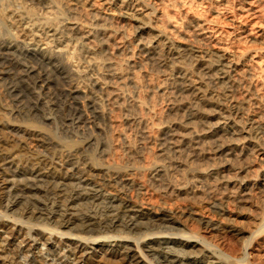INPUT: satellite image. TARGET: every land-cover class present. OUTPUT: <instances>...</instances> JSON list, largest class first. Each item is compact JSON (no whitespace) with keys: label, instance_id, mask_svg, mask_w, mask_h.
<instances>
[{"label":"bare ground","instance_id":"1","mask_svg":"<svg viewBox=\"0 0 264 264\" xmlns=\"http://www.w3.org/2000/svg\"><path fill=\"white\" fill-rule=\"evenodd\" d=\"M84 1L87 7L69 0H3L11 23L35 29L29 39L0 38V77L22 119L42 121L49 120L46 112L59 114L62 130L72 133L98 117L96 98L115 100L114 89L125 77L137 88L136 75H125L112 56L113 46L122 51L129 45L119 35L131 23L137 49L172 71L167 87L174 100L169 119L159 127L160 147L151 162L154 183L198 200L199 194L214 191L218 213L227 221L239 215L235 207L242 212L239 217L250 218L245 209L253 201L264 217V64L256 60L264 53V35L253 27L258 0H200L202 14L178 10L177 20L168 7L182 8L188 1ZM27 2L53 8L49 20L55 25L46 24V16L39 21ZM43 39L56 48L69 39L90 44L101 59L100 73L92 67L76 73L63 69L40 49ZM84 80H90L82 96L90 110L83 113L77 94ZM32 88L39 90L35 94ZM132 106V121L141 136H148L144 126L150 117L142 112V98L133 99ZM21 121L12 122L25 134L14 140L17 146L32 137L42 148L23 155L0 139V264H84L111 257L125 264L226 263L203 235L187 229L177 209L145 196L144 180L98 168L86 151L91 142L63 145ZM189 170L187 185L183 177ZM199 221L217 232L227 228L236 239L252 233L249 227ZM39 244L47 252H37ZM246 257L243 264H251Z\"/></svg>","mask_w":264,"mask_h":264},{"label":"rangeland","instance_id":"2","mask_svg":"<svg viewBox=\"0 0 264 264\" xmlns=\"http://www.w3.org/2000/svg\"><path fill=\"white\" fill-rule=\"evenodd\" d=\"M69 1L76 2L80 6H86L84 0ZM93 1L95 5L99 4L98 1ZM186 2V5H184L182 8L176 9L171 6L168 7L169 13L173 15V19L177 20L178 10L182 12L187 11L201 14L204 12V5L200 0H186ZM3 3V0H0V38L6 34L7 36L11 37L15 35L13 38H16V36L17 38L25 37L28 39L32 37L31 34H33L32 32L35 33V29H33L30 24H26L27 26L29 25L30 28H27L26 26V29H24L21 28L23 26H21L19 22H15L14 24L13 22L11 23L10 18L7 15L9 10L5 9L7 7L6 4ZM32 4L27 2L26 5L28 6L26 7L29 10H32L31 12H37L36 15H38V19L40 18L39 21H43L44 18L46 20L47 17L48 20H46V22L48 23L46 24L55 25L54 20L52 22L49 20L53 15V8H43L41 5L34 4L33 5L35 7H32ZM258 5V18L256 17L255 20L257 21L254 23L253 27L255 30L261 28L258 33L262 32L261 35L263 36L264 0H258ZM41 18L43 20H41ZM126 26L127 27L125 28L124 32H121L119 35V38L127 40L129 45L122 51H120L117 46H113L112 56L116 58L115 60H120L119 65H122L125 68V75H129V73L136 75L137 81L139 82V86L137 88L133 87L129 79L125 77L114 89V97L116 98L115 100L113 99L114 101L112 103L107 102V104L103 99L96 98L94 101V106L100 111L98 117L95 118L93 123H87L85 126H81L72 131V133H67L62 130L63 128L61 127L62 124H60L59 114H49L46 112V115L50 116L49 120L47 119L42 121L40 119H22L23 117L18 114L19 112L17 110L19 109V106L15 105L16 102L12 100L11 96L6 91L7 89L3 84V79L0 77V139L3 140L4 145H7V147L9 145V147L19 149V153H24L23 155H31L34 152H38L39 150L41 151L42 147L40 146L39 142L32 137L24 138L23 140L25 144H23L22 147L17 146V143L14 142V140L18 141L19 138L25 137V134L22 132L23 128L13 127L12 122H19L22 120V124L27 125L30 129L41 130L63 145H72L78 147L79 145L83 146L86 142H91V145L87 147L86 151L98 168L114 173L130 172L131 176L134 178L137 177L141 180H144L146 184L145 196L154 204H158L159 206L173 207L177 209L182 215H184L186 218L187 229L191 232L193 231V233L198 232L197 234H199V236L203 235L205 239H207L206 241L210 242V247L212 250H215L214 253L216 255L219 254L220 256H217L220 258L227 260L224 264H239L241 262V264H243L246 262L244 258L246 256H248L246 259L252 262L251 264H264V240H262V237L264 236V217L257 215L259 208L254 206L256 201L252 202L253 206H248L249 204L246 206L247 209L245 210L248 211L249 209L250 212H248L250 213V218L244 219L243 217H239L242 212H239L237 207H235V209L232 208L233 211L235 210V214L239 215L235 218V221L231 222L223 219L218 213L219 205L216 201V198H214L216 195L214 191H209V194H199L201 198L198 200L194 197H191V195L188 193L185 194L180 192L173 194L169 190L164 189V187L158 186L154 183L151 162L157 158L156 155L160 147L159 136L161 131L159 127L163 125V122L166 119H169V106L174 100L172 88L167 87L168 78L172 76V71L169 68H159L153 62L148 60L147 56L137 49V37L133 36L134 27L131 23ZM9 28H14L15 30L13 29V31ZM27 29H29V31ZM10 33H13V35ZM44 40L46 41V39H43V42L40 44V49H43L54 56L53 58L55 61H57L56 63L63 69H67L76 73L80 72L82 69L92 67L96 73H100L101 59L92 54L91 46H89L90 44L80 43L76 39H69V43H66L67 46L56 48L51 43H48V41H46V43ZM29 47H32V45ZM127 56L132 58L130 63L125 62L124 60L127 58ZM256 60L257 64H264V53L260 52L256 56ZM131 64L133 66L128 67V65ZM78 84L80 89L77 96L80 99L79 105L84 113L87 112V110H90V108L86 105V101L82 100V96L87 91L86 88L90 86V80H84ZM92 87L93 89H96L98 88V84H95ZM32 89L31 91L35 94L37 93L36 91L39 90V88ZM137 97L142 98L143 100V114L150 117L149 123H147V126H144V130H146L149 134L148 136H141L138 126L131 119V114L133 112L132 101ZM16 106L18 108H16ZM108 150L110 157L108 155ZM158 159L160 163H163L159 157ZM191 178L192 177L189 170L185 173L183 180H187L186 183L188 185ZM127 188H129L127 189L128 192L132 191L131 186H127ZM199 217L209 221V223L216 222L223 225L224 227L230 225H235V227H249L252 233H245L242 236V238L244 237L245 239H236L237 236L234 237L230 235V233L226 231L227 228H225L226 230L224 229V232L222 233L212 230L209 227H204V223L199 221ZM261 220H263V222ZM249 235L252 237L250 240ZM24 243L25 242H23V244ZM169 245L175 246L172 243ZM36 250H39L37 252H40V250L42 252H47V247L43 246V244H39ZM246 251L250 252V254L247 255L246 253L248 252ZM148 257L151 258V256ZM234 258H238L237 260L239 262ZM117 259L118 257H111V259H104L101 262H96L91 258L88 259V261L85 259L86 262H84V264H125L121 260Z\"/></svg>","mask_w":264,"mask_h":264}]
</instances>
